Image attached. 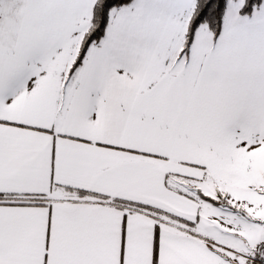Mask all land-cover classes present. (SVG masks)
I'll return each mask as SVG.
<instances>
[{
	"label": "snow or ice",
	"instance_id": "snow-or-ice-1",
	"mask_svg": "<svg viewBox=\"0 0 264 264\" xmlns=\"http://www.w3.org/2000/svg\"><path fill=\"white\" fill-rule=\"evenodd\" d=\"M0 264H264V0H0Z\"/></svg>",
	"mask_w": 264,
	"mask_h": 264
}]
</instances>
